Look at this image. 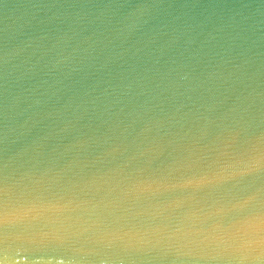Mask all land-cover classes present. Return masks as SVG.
Listing matches in <instances>:
<instances>
[{
    "label": "water",
    "instance_id": "1",
    "mask_svg": "<svg viewBox=\"0 0 264 264\" xmlns=\"http://www.w3.org/2000/svg\"><path fill=\"white\" fill-rule=\"evenodd\" d=\"M0 264H264V0H0Z\"/></svg>",
    "mask_w": 264,
    "mask_h": 264
}]
</instances>
